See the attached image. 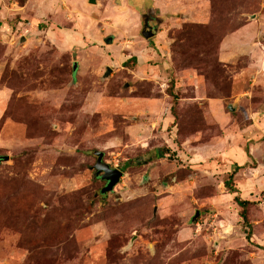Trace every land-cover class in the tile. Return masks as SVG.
Wrapping results in <instances>:
<instances>
[{
  "label": "rangeland",
  "instance_id": "1",
  "mask_svg": "<svg viewBox=\"0 0 264 264\" xmlns=\"http://www.w3.org/2000/svg\"><path fill=\"white\" fill-rule=\"evenodd\" d=\"M263 63L264 0H0V264H264Z\"/></svg>",
  "mask_w": 264,
  "mask_h": 264
},
{
  "label": "water",
  "instance_id": "2",
  "mask_svg": "<svg viewBox=\"0 0 264 264\" xmlns=\"http://www.w3.org/2000/svg\"><path fill=\"white\" fill-rule=\"evenodd\" d=\"M88 3L94 4L95 0H86ZM143 28L144 31L141 32L144 38H148L153 34V29L147 22V18L143 19ZM105 43L111 42V37L106 36L104 38ZM109 68H106L105 74L109 72ZM231 109V108H230ZM95 161L92 165L94 169V175L99 177L101 180H104V184L99 188V193H105L110 191L113 185L118 182L119 177L122 174V171L118 168L109 166L106 162L102 161V152L101 151H94ZM197 214L195 211L194 215L191 217V220L194 219V216Z\"/></svg>",
  "mask_w": 264,
  "mask_h": 264
},
{
  "label": "crops",
  "instance_id": "3",
  "mask_svg": "<svg viewBox=\"0 0 264 264\" xmlns=\"http://www.w3.org/2000/svg\"><path fill=\"white\" fill-rule=\"evenodd\" d=\"M129 58H131V57H129ZM126 61H127V58L124 61H122V64H125ZM262 66L264 68V63H263ZM252 114H253V116H256V117L260 118L261 122H264V111L261 112L260 109H255L254 111H252ZM261 166H264V164H261ZM254 169H255V172L256 171L259 172L257 181L258 182H264V176L260 175V172H262V169L260 168V164H258V166L254 167L252 170H254Z\"/></svg>",
  "mask_w": 264,
  "mask_h": 264
},
{
  "label": "trees",
  "instance_id": "4",
  "mask_svg": "<svg viewBox=\"0 0 264 264\" xmlns=\"http://www.w3.org/2000/svg\"><path fill=\"white\" fill-rule=\"evenodd\" d=\"M131 59H133V57H131ZM127 60H128V59H127ZM127 63H128V61L125 62V64H127ZM168 94H169L170 96L174 97L173 95H171V94H172L171 92L168 93ZM225 184H227V183H225ZM229 191H230V192H233V191H235V189L229 187ZM234 201H235L238 205H240V206H242V205H244V204L247 203V200H241V199H239L238 197H234ZM240 216H241L242 218H245V215H244L243 211L240 212Z\"/></svg>",
  "mask_w": 264,
  "mask_h": 264
},
{
  "label": "flooded vegetation",
  "instance_id": "5",
  "mask_svg": "<svg viewBox=\"0 0 264 264\" xmlns=\"http://www.w3.org/2000/svg\"><path fill=\"white\" fill-rule=\"evenodd\" d=\"M149 13H151L150 11H148L147 10V12L146 13H142V27H143V19L144 18H147V22H149V20H150V15H149ZM149 24V23H148ZM150 25V24H149ZM151 26V28L152 29H154V25L152 24V25H150ZM141 31H144V28H142V30ZM97 177V176H96Z\"/></svg>",
  "mask_w": 264,
  "mask_h": 264
}]
</instances>
